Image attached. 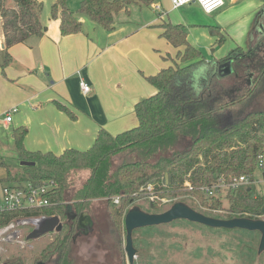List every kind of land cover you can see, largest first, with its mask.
<instances>
[{
	"label": "trees",
	"instance_id": "trees-1",
	"mask_svg": "<svg viewBox=\"0 0 264 264\" xmlns=\"http://www.w3.org/2000/svg\"><path fill=\"white\" fill-rule=\"evenodd\" d=\"M155 1L81 0L78 12L111 31L115 16L127 10L129 5L150 6ZM12 3V6H7L5 0H0L1 53L4 55L1 69L11 61L8 50L12 46L33 36H42L46 31L40 22V2L12 0ZM50 17L59 21L62 36L81 31L82 25L69 10L68 0H54ZM161 30L162 38L178 51L174 59L166 56L173 62L170 66L146 79L156 92L136 104V127L116 136L100 130L88 150L66 149L58 155L27 150L24 146L25 128L12 131L14 158L25 164L21 165L23 175L18 180L11 174L5 158L0 157V169L7 170L5 178L0 179V186L21 181L34 186L54 182L56 189L50 198L54 205L32 212V215L58 216L63 229L49 234L53 238L37 252L28 253V257H5L3 264H77L72 257V232L68 231L70 224L65 216L66 206L80 214L89 211L91 201L104 202L110 229L116 233L121 229L127 208L149 185L159 197L181 195L200 208L222 211L218 219H264V192H256L253 185L228 192L225 196L227 207L223 206L221 199L207 197L200 189L211 186L218 178L246 176L253 179L256 171L260 170L259 160L264 164V111H251L236 120L228 119V107L250 96L255 83L241 95L237 93L240 90L235 91L238 87L235 82L229 85L228 95L219 93L216 88V84H220L218 79H212L214 85L194 90L192 71L205 63V58L186 41L183 26L164 23ZM221 42L222 39L219 40ZM237 52H242V49H235L222 61H227ZM217 96H225V102L220 103ZM79 171L86 172L87 176L79 187H75L72 175ZM186 180L192 183L191 190H184ZM115 197L119 199V205L113 204ZM149 205L157 209L158 203L150 202Z\"/></svg>",
	"mask_w": 264,
	"mask_h": 264
},
{
	"label": "crops",
	"instance_id": "crops-1",
	"mask_svg": "<svg viewBox=\"0 0 264 264\" xmlns=\"http://www.w3.org/2000/svg\"><path fill=\"white\" fill-rule=\"evenodd\" d=\"M155 2L134 4L136 16L129 5L115 16L111 31L77 10L72 13L81 31L62 36L58 20L40 16L44 34L12 46L10 63L0 68V126L11 131V138L14 129L25 128L24 146L31 152L58 155L66 149L88 150L100 130L116 136L137 126L136 104L156 92L146 79L166 68L157 52L161 56L168 48L178 51L162 38L164 23L183 26L186 41L198 50L219 44L211 61L206 59L192 71L191 85L196 91L202 90L195 84L204 80L202 66L227 55L221 45L225 39L241 40L242 45L233 50L245 51L264 34L260 30L264 27L262 0H223V6L212 14L203 13L196 3L172 9L168 0L166 11ZM1 45L0 35V63L4 58ZM166 56L169 53L162 58ZM80 80L90 85L86 95L80 90ZM7 113L12 114V121L5 126Z\"/></svg>",
	"mask_w": 264,
	"mask_h": 264
},
{
	"label": "rangeland",
	"instance_id": "rangeland-1",
	"mask_svg": "<svg viewBox=\"0 0 264 264\" xmlns=\"http://www.w3.org/2000/svg\"><path fill=\"white\" fill-rule=\"evenodd\" d=\"M37 2L42 4L40 16L42 20H45V18L49 17L50 15V9L54 3V0H37ZM80 2L81 0H69V10L76 13ZM5 4L7 6H12L13 3L12 0H5ZM157 4H162V7L166 11H169L170 9L168 0H160L155 2V5ZM135 6L136 5L131 4V8L129 7L134 16L138 14ZM194 6L197 7V4ZM222 44L225 46L223 49L224 54H229L234 51L233 49L237 45H242L241 40L236 38L234 40L225 39L221 45ZM218 45L216 44L207 49H199L202 52L205 60L207 59V61H211L212 56H214L216 53L215 49L218 47ZM262 46L264 47V42ZM159 53L160 52H157L160 62L164 63L166 67L173 63L171 60L163 59L162 57L165 56L166 53H169L170 57L174 59L176 55L175 50L171 48L162 50L161 56ZM242 67H246L245 64H241V66H239V73L237 74L231 73L218 78L220 87L224 86L222 87L223 89H221V91L223 90V92H226L227 89H229V85L234 84L236 80L235 76L243 78L247 75ZM252 80L253 83L257 85V89L254 90L251 95L248 96L243 102L228 107V113H231L230 115L234 120L243 117V115H246L251 111H264V75L261 79V82L256 77ZM204 81L206 80L204 79L198 81L197 83L195 82L196 87L198 89H204ZM260 83L263 85L262 88H260ZM249 87L250 85H247V88L242 90H240L238 87H235V91L237 92L240 90L237 93L241 95ZM224 95H228V92L224 93ZM218 100L220 103H224L225 96L224 98L219 97ZM13 148L14 144L13 139L11 138V131L3 129L0 126V154L5 158L6 164L8 165L11 174H14L18 180H21L23 175L22 166L21 163H19L14 158ZM6 173L7 170L1 168L0 179L5 178ZM263 173L264 168L257 170L253 179L255 181H261L264 177ZM86 176L87 173L84 171H79L74 176L72 175V177L75 178L74 186L79 187L85 180ZM254 187L256 192H264L263 184L255 185ZM158 198L169 201L168 203L163 204L158 202V200H155L158 202V206L157 209H153L149 205L150 202H148V200H146L145 197L140 194L137 199H135V201L127 208V210L133 206H137L146 213H162L164 210L169 209L174 203L184 202L193 210L203 215L214 218H218L222 215V212L213 213L205 208H200L195 202L184 198L181 195H169L166 197L158 196ZM221 201L223 202V206L227 207L224 197L221 198ZM89 207L90 208L89 211H87V214H89L94 221V233L95 231H101L102 233L101 235H98V240L95 237L92 240H88L87 243L85 241V243L81 241L79 243L81 248L79 249L80 252L78 251L77 247L74 248L73 256L77 264H129L124 251L126 234L124 231L123 222L127 210L122 217L123 219L122 226L120 227L121 229H118L119 231L115 235L111 236L108 233L111 222L106 216L107 209L105 203L100 200H93L89 204ZM32 229V227L27 226L23 228V231L29 232ZM94 233L92 237H94ZM52 238L53 235L48 234L46 235L45 239L43 238L40 240H35L29 244L22 242L21 244L9 246L6 252L3 254L4 256L2 255L0 259L2 261L5 257L7 259L11 255L26 257L27 255H30L28 253L33 254V252H37L39 248L43 247L47 241H51ZM259 239L260 234L255 231L210 228L201 224L189 222L187 220H176L169 224L144 227L134 230L132 233V241L137 253L133 264H264V251L261 254H258L257 252ZM78 252L80 254L83 253L86 258H81V255H78ZM79 256L81 260L77 259ZM25 264H27V262H25Z\"/></svg>",
	"mask_w": 264,
	"mask_h": 264
},
{
	"label": "built area",
	"instance_id": "built-area-1",
	"mask_svg": "<svg viewBox=\"0 0 264 264\" xmlns=\"http://www.w3.org/2000/svg\"><path fill=\"white\" fill-rule=\"evenodd\" d=\"M172 9H178L190 3H196L201 11L205 14H212L223 6V0H169ZM153 8L159 10V6ZM79 87L81 92L86 95L91 88L84 80H80ZM12 121V114L7 113L4 120V125H8ZM259 168L263 169V161L259 160ZM258 183V184H257ZM263 184L264 191V177L261 181L249 179L246 176H230L227 179L218 178L217 181L208 187L200 188L207 197L216 199L225 198L228 192H235L239 188L248 185ZM184 190H191L192 183L190 181L184 182ZM56 189V184L52 181L44 182L39 186H34L27 182H17L14 184L5 185L0 188V258L6 252L9 246L21 244L26 242L25 236L27 231H23L24 227H33L32 221L43 216H33L32 212L40 211L52 207L54 203L50 201ZM142 194L149 202L168 203L169 200L159 199L157 195L152 192V187L149 185L145 188ZM113 204L119 205V199L113 198ZM156 202V203H158ZM213 213L222 212L207 209ZM30 215H27V214ZM264 218V217H262ZM264 220V219H257ZM4 256V255H3ZM0 264H3L0 259Z\"/></svg>",
	"mask_w": 264,
	"mask_h": 264
},
{
	"label": "water",
	"instance_id": "water-1",
	"mask_svg": "<svg viewBox=\"0 0 264 264\" xmlns=\"http://www.w3.org/2000/svg\"><path fill=\"white\" fill-rule=\"evenodd\" d=\"M260 30L264 32V27L261 25ZM3 49V45H1ZM233 73L231 61H214L209 66L204 67V79H208V74L218 75L219 77ZM21 165H25L21 163ZM167 178V176H165ZM264 213V206L262 208ZM65 216L67 219L72 220L75 218V214L72 208L67 205L65 209ZM88 220V217H87ZM176 220H187L189 222L201 224L210 228L221 229H241L247 231H255L260 234L259 245L257 248L258 254L264 251V220H253L249 218H232V219H218L203 215L184 202H176L169 209L162 213H146L139 207L133 206L127 210L124 216V231H125V246L124 251L127 256L129 264H133L137 250L133 246L132 233L134 230L150 226H158L163 224H169ZM33 229L30 230L25 236V240L35 241L40 238L51 234L60 232L62 229V223L58 216H43L39 219L33 220ZM38 264H43L39 262Z\"/></svg>",
	"mask_w": 264,
	"mask_h": 264
},
{
	"label": "flooded vegetation",
	"instance_id": "flooded-vegetation-1",
	"mask_svg": "<svg viewBox=\"0 0 264 264\" xmlns=\"http://www.w3.org/2000/svg\"><path fill=\"white\" fill-rule=\"evenodd\" d=\"M263 42H264V34H263L262 38L259 39L258 42H256V44L254 46H252L249 50H245V51L242 50V52H237L234 55H232L230 57V59H228V61L232 62L233 73H236V74L239 73V66H241V64H245V66H246V67H242V69H244L245 72L247 73V75L245 77L240 78L239 76H235L236 77V80H235L236 86H238V88L240 90L247 88V85L254 84L252 79H254L255 77L258 78V80H260V82H261V79L264 75V47L262 46ZM260 72H262L261 76H260ZM218 78H219L218 75H212L210 78H208L206 81H204L203 87H206V85H211L213 83L212 79H218ZM213 85H214V83H213ZM259 85H261L260 88H262L263 85L261 83ZM216 88H217V91L219 93H222V94L225 93V92H223V90L221 91V89H223V88L220 87V85H218V83L216 84ZM256 89H257V85H255L254 90H256ZM228 119L232 120V117L229 113H228ZM73 213L75 214V218L72 220L68 219L69 224H70L68 231L72 232L71 233V239H72V244H73V246H72V257L74 258L73 250L75 247H77L78 251L80 252L79 249H81V248L79 246L80 245L79 243L81 241L82 242L85 241L87 243L88 240H92L95 237L98 240V235H101L102 232L101 231H95V233H94V226H93L94 221H93L92 217L89 214H87V212L76 214L73 211ZM87 217H88V220H87ZM60 222L62 223L61 220H60ZM62 229H63V223H62ZM93 233H94V237H92ZM108 233L111 236H113L117 232L116 233L112 232V230L109 228ZM51 234H53V233H51ZM45 237L46 236H44L42 238H45ZM79 252H78V255H81V258L83 257L85 259L86 257L84 256V254L82 253L83 254L82 255ZM89 255H90V253H89ZM81 258L79 256L77 259L81 260ZM38 263H36V264H38Z\"/></svg>",
	"mask_w": 264,
	"mask_h": 264
}]
</instances>
